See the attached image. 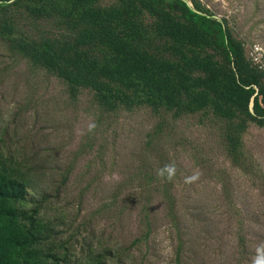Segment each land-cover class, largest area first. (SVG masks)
Masks as SVG:
<instances>
[{
    "label": "rangeland",
    "instance_id": "rangeland-1",
    "mask_svg": "<svg viewBox=\"0 0 264 264\" xmlns=\"http://www.w3.org/2000/svg\"><path fill=\"white\" fill-rule=\"evenodd\" d=\"M183 1L264 62V0ZM15 18L30 39L71 35L55 18ZM232 131L211 109L107 111L0 39V175L39 264H254L264 256V125L250 122L234 152ZM165 165L170 180L158 175Z\"/></svg>",
    "mask_w": 264,
    "mask_h": 264
},
{
    "label": "trees",
    "instance_id": "trees-1",
    "mask_svg": "<svg viewBox=\"0 0 264 264\" xmlns=\"http://www.w3.org/2000/svg\"><path fill=\"white\" fill-rule=\"evenodd\" d=\"M103 1L0 0V39L73 94L93 91L107 111L211 109L234 126L226 142L232 152L250 122L264 125V70L225 23L183 0ZM17 14L58 19L71 35L30 39L18 29ZM6 184L0 175V264H39L29 253L35 239L8 204L17 194Z\"/></svg>",
    "mask_w": 264,
    "mask_h": 264
},
{
    "label": "clouds",
    "instance_id": "clouds-1",
    "mask_svg": "<svg viewBox=\"0 0 264 264\" xmlns=\"http://www.w3.org/2000/svg\"><path fill=\"white\" fill-rule=\"evenodd\" d=\"M96 127L95 123H89L87 125V130L91 132ZM175 174V166L174 165H165L162 169L158 170V175L164 177L166 179H172L173 175ZM188 181L195 179V176L186 178ZM258 253L260 249L257 250ZM254 264H264V256H259L254 261Z\"/></svg>",
    "mask_w": 264,
    "mask_h": 264
},
{
    "label": "built area",
    "instance_id": "built-area-1",
    "mask_svg": "<svg viewBox=\"0 0 264 264\" xmlns=\"http://www.w3.org/2000/svg\"><path fill=\"white\" fill-rule=\"evenodd\" d=\"M262 53L263 51L259 47H255L252 53V61L258 65V67L264 70V62L262 60Z\"/></svg>",
    "mask_w": 264,
    "mask_h": 264
}]
</instances>
